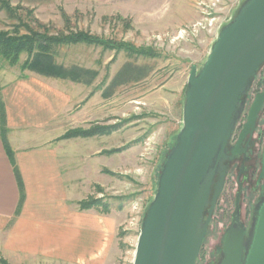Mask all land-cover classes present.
<instances>
[{
    "label": "rangeland",
    "instance_id": "obj_1",
    "mask_svg": "<svg viewBox=\"0 0 264 264\" xmlns=\"http://www.w3.org/2000/svg\"><path fill=\"white\" fill-rule=\"evenodd\" d=\"M10 1L13 6L20 7L18 15L21 14L26 19L34 16L52 33L88 32L104 40H115L118 45L132 43L136 50H141L136 53L126 48H106L101 43L87 42L60 46L57 61L67 67H80L84 71L82 79L73 81L51 76L46 79L48 84L58 90L67 91L68 110L61 122L58 121V128L55 126L54 131H61L58 139L82 142L74 145L69 154L77 158L75 161L83 179L87 177L88 171L87 168L83 170L82 166L92 167L86 157L87 151L94 149L89 145L86 147V142H93L94 146L98 144L100 147L96 153L100 156L97 159L101 162L100 175L94 179L95 186L89 188V193L82 200L103 197L109 207L107 212L111 209L119 212L114 245L105 264H133L142 221L156 194L163 165L175 146L183 125V108L191 68L194 64L197 71L203 67L217 34L201 30L196 36L189 35L183 39L176 36L179 29L185 28L189 32V26L204 19L205 5L201 1L209 3L210 0H185L196 7L198 17L186 24L166 29L157 28L153 23H136L129 16L124 17L116 11L110 12V8L102 10L90 2ZM161 1L158 0L150 9L158 4L159 14L167 15L176 23L181 22L183 18L178 12L174 13L177 0H169L167 6H161ZM243 2L245 0L220 1V6L225 9L222 14L214 12L217 21L222 22L219 32L235 17ZM28 10L33 15L27 13ZM31 22L36 24L34 20ZM18 23L17 19L9 18L5 9H0V29H13ZM21 30L25 31V28ZM26 56L23 53L16 65H10L0 56L3 83L14 77L28 76L30 72L42 75L28 69L21 70L20 64ZM98 126H104L105 130L109 127V130L99 132L97 129L94 135L62 137L75 128L91 130ZM111 126L114 128L111 129ZM234 178L231 174L222 199H226L230 188L236 191ZM255 201L256 198L247 196L238 213L239 222L233 220L235 227H240V224L245 227L246 239L252 230L259 202ZM221 202L224 204L223 200ZM227 205L228 202L226 206L218 207L216 219L210 225L196 264H219L225 230L231 226L230 215L234 210L232 204ZM224 207H227L225 214ZM91 208L107 213L101 207ZM222 222L225 226H222ZM1 261L14 264L0 252V264H3Z\"/></svg>",
    "mask_w": 264,
    "mask_h": 264
},
{
    "label": "crops",
    "instance_id": "obj_2",
    "mask_svg": "<svg viewBox=\"0 0 264 264\" xmlns=\"http://www.w3.org/2000/svg\"><path fill=\"white\" fill-rule=\"evenodd\" d=\"M78 1L90 2L102 10L110 8V12L129 16L136 23H153L163 29L191 22L199 14L185 0L176 1L174 13L183 18L178 23L159 14L160 5L150 9L158 0ZM160 4L167 6L169 0ZM49 78L30 72L3 83L0 72L5 137L13 151L10 157L0 133V252L14 264H105L114 245L119 212L81 209L79 204L100 175V156L96 154L100 147L86 142V147L94 149L87 151L92 167L82 166L88 171L83 179L77 158L69 154L74 145L82 142L58 139L62 133L54 131L68 110L67 91L48 84ZM16 168L25 189L18 214Z\"/></svg>",
    "mask_w": 264,
    "mask_h": 264
},
{
    "label": "water",
    "instance_id": "obj_3",
    "mask_svg": "<svg viewBox=\"0 0 264 264\" xmlns=\"http://www.w3.org/2000/svg\"><path fill=\"white\" fill-rule=\"evenodd\" d=\"M263 63L264 0H245L220 30L203 67L191 68L183 125L142 221L133 264H196L224 185L223 161L244 109L241 96ZM263 104L264 90L248 110L243 133L255 126ZM251 226L247 239L242 224L225 231L219 264H264V193Z\"/></svg>",
    "mask_w": 264,
    "mask_h": 264
},
{
    "label": "trees",
    "instance_id": "obj_4",
    "mask_svg": "<svg viewBox=\"0 0 264 264\" xmlns=\"http://www.w3.org/2000/svg\"><path fill=\"white\" fill-rule=\"evenodd\" d=\"M0 9H5L6 12H8L9 18L19 21L18 24L14 25L13 29H0V56L10 65H16L20 62L21 55L26 53V59L20 64L22 71L28 69L45 76L71 79L73 81L82 79L84 71L80 67H67L59 63L56 59L60 46L77 44L79 42H87L88 44L101 43L106 48H126L128 51L136 53L141 51L136 50V48L132 46V43L118 45L115 40H104L88 32L70 31L67 33L59 31L52 33L49 28H46L45 24L34 16L31 19H26L21 14L18 15L17 13L20 7L13 6L10 0H0ZM27 13L33 15L31 10H28ZM32 20H34L36 24L33 25V22H31ZM22 28H25V31H22ZM106 128L109 130V127ZM113 128L114 126H111V129ZM97 129L99 132H108V130H105L104 126H98L91 130L75 128L67 131L62 137L67 138L75 135L88 134L94 135ZM6 131L5 108L3 103L0 102V133L6 143V150L11 157L13 151L6 140ZM15 174L20 190V200L16 210V214H18L25 198V189L18 168L15 169ZM102 198L103 197H89L85 200H81L80 206L82 208L101 207L104 212H107L109 211V207ZM1 262L3 264H8L5 261Z\"/></svg>",
    "mask_w": 264,
    "mask_h": 264
},
{
    "label": "flooded vegetation",
    "instance_id": "obj_5",
    "mask_svg": "<svg viewBox=\"0 0 264 264\" xmlns=\"http://www.w3.org/2000/svg\"><path fill=\"white\" fill-rule=\"evenodd\" d=\"M262 90H264V63L258 68L256 75L251 78L247 95L241 96V101L244 102V109L236 122L232 137L228 143V155L223 161V164L226 166L224 185L220 190L210 225L212 221H215L214 219H216L215 217L217 216V210L220 205L226 206V202H228V205L232 204L234 209L230 215V217H232L230 225H232L236 209L238 208V210H241V204L244 202V199L248 196L249 198H256V201H259L264 193V104L257 116L255 126L247 129V131L243 133V127L247 121L248 110L256 94ZM234 149L236 150L235 152H233ZM231 174L235 176L233 184L236 187V191L234 192V188H230L229 192H227L228 194H226V199H222L223 194L228 188L227 186ZM218 177L219 175L217 174L215 177L216 181ZM214 188L215 184L212 187V192ZM256 195L258 196L255 197ZM221 200H223L224 204H222ZM223 209L224 213L227 207ZM207 213L208 211H206V216ZM224 214H222V216ZM236 221L238 222L239 220ZM222 226H225V224L223 223ZM247 229L248 228H246V231Z\"/></svg>",
    "mask_w": 264,
    "mask_h": 264
},
{
    "label": "built area",
    "instance_id": "obj_6",
    "mask_svg": "<svg viewBox=\"0 0 264 264\" xmlns=\"http://www.w3.org/2000/svg\"><path fill=\"white\" fill-rule=\"evenodd\" d=\"M220 1L221 0H210L209 3L202 2V4L205 5L203 6V13L205 14L204 19L197 20L189 26V32H187L185 28L179 29L176 38L181 37L183 39L189 37V35L196 36L201 30H207L208 32L214 31V33L218 36L219 28L221 27L222 22L219 23L217 21L215 13L222 14V11L225 9L220 6Z\"/></svg>",
    "mask_w": 264,
    "mask_h": 264
}]
</instances>
